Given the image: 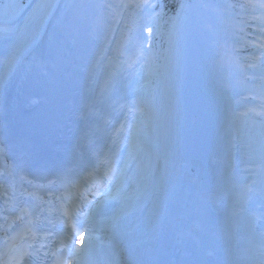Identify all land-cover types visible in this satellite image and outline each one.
I'll return each instance as SVG.
<instances>
[{"label":"bare ground","instance_id":"bare-ground-1","mask_svg":"<svg viewBox=\"0 0 264 264\" xmlns=\"http://www.w3.org/2000/svg\"><path fill=\"white\" fill-rule=\"evenodd\" d=\"M76 2V0H62V3L60 5H55L53 7V9L51 10V13L49 15H45V19L43 21L40 22V30L35 34L34 38L32 39V41L29 44H26L23 46V48L20 49L19 53L15 56V60L14 61H18L22 58H26V57H40L41 56V46L47 44L51 38V36L55 33V29H59L60 26L59 25H55V21L58 17V15L61 13L62 9L64 7L68 8V9H72L74 6V3ZM99 7L100 9H104L106 8L107 13L108 14H114V11H111V7H112V0H99ZM83 10V7L80 8V11ZM31 39V35L29 36L28 40L25 41V43H27L29 40ZM105 42V39L103 37H96L94 39V43L97 45H101L102 43ZM95 52L97 53V47L94 48ZM190 63H191V59ZM193 71V66H190V72L192 73ZM81 80V78H79ZM195 79L193 78H189L188 82H194ZM196 91V85L194 84L193 86V92L191 97H189V100L194 103L196 96H195V92ZM71 112V108L69 106H65L64 108V115H67V113ZM223 112H225V110H223ZM220 116H223L221 113H219ZM224 128V125H223ZM225 129V128H224ZM200 140H203V142L206 144V139L205 136L200 138ZM224 134H221L220 136H218L217 141L218 142V147L220 146V148L217 150L218 151V155H219V163H218V170L219 172H222V169H226L228 167H230V160H229V156L227 158L226 156V149H228L229 147V143H224ZM190 145H193V142L190 143ZM223 145V146H222ZM208 146V145H207ZM166 150V148H164V151ZM215 157V153L209 154L208 158H214ZM188 163L184 164V171L186 172L192 165H194V159H195V155L192 152H189L188 156ZM165 160V154L162 155V163H161V169L159 171V176L157 177L158 180L160 181L159 183H162L164 180V176H163V172L165 171L163 168V162ZM179 160V157H175L173 159H167V163L166 166L167 168H169V170H172L173 168H175L177 161ZM186 173H184L183 178L185 177ZM177 176H171L169 178H166V181L168 182L169 186L168 189L171 190L172 187L175 184V181L177 180ZM159 205L160 202L158 203ZM192 209L195 208V206H193V204L191 205ZM154 214H157V212H155ZM192 214V213H191ZM204 213H202V215L198 218L197 224H196V230L197 233L199 234L200 232V222L201 219L203 218ZM222 219V214L220 213L215 219H214V225H213V231L215 234L217 232H221L220 228H219V221ZM188 223H190V220L187 221ZM186 223V221H185ZM150 248L157 251L158 249L154 246L153 243H151ZM185 247L192 249L193 246L190 243H187L184 245Z\"/></svg>","mask_w":264,"mask_h":264},{"label":"rangeland","instance_id":"rangeland-1","mask_svg":"<svg viewBox=\"0 0 264 264\" xmlns=\"http://www.w3.org/2000/svg\"><path fill=\"white\" fill-rule=\"evenodd\" d=\"M185 3H186V1L182 0L179 3V5H178L179 9H181V7H184ZM172 36L175 37V38H177V39H181L183 37L182 33L180 31H178V30H175L172 33ZM207 58H209V55L207 56Z\"/></svg>","mask_w":264,"mask_h":264}]
</instances>
